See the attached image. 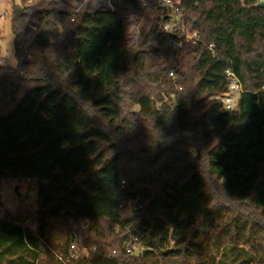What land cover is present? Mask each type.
Segmentation results:
<instances>
[{
  "label": "trees",
  "instance_id": "trees-1",
  "mask_svg": "<svg viewBox=\"0 0 264 264\" xmlns=\"http://www.w3.org/2000/svg\"><path fill=\"white\" fill-rule=\"evenodd\" d=\"M259 1L182 0L179 26L201 41L181 46L153 0L12 4L0 212L3 182L36 179L38 198L31 215L0 216V264H264ZM151 10L133 45L126 14ZM227 69L243 87L237 110L217 98Z\"/></svg>",
  "mask_w": 264,
  "mask_h": 264
},
{
  "label": "rangeland",
  "instance_id": "rangeland-1",
  "mask_svg": "<svg viewBox=\"0 0 264 264\" xmlns=\"http://www.w3.org/2000/svg\"><path fill=\"white\" fill-rule=\"evenodd\" d=\"M39 0H29V4H35ZM61 7H75L77 9L98 7H113L114 0H58ZM20 3V0H0V62H8L16 65L17 60L13 46V34L11 30V8L12 4ZM227 3L235 4L238 0H226ZM213 4H219L220 0H212ZM156 12L154 10L147 12H133L126 14V19L129 28V37L133 45L139 43L144 35L148 32L153 24ZM29 32V42L31 48L35 50L33 38V30ZM154 46V44H152ZM179 135H174L165 140V144L171 143L178 138ZM38 180L36 179H20L15 181L3 182L1 195L3 199V207L1 208L0 216L13 215L19 212L22 208L23 213L31 215L35 212L37 206ZM221 200V199H220ZM34 229L36 224L32 219H27L26 224Z\"/></svg>",
  "mask_w": 264,
  "mask_h": 264
},
{
  "label": "built area",
  "instance_id": "built-area-1",
  "mask_svg": "<svg viewBox=\"0 0 264 264\" xmlns=\"http://www.w3.org/2000/svg\"><path fill=\"white\" fill-rule=\"evenodd\" d=\"M161 11L163 21L161 28L165 31H171L175 34H180V39L175 43L176 46H181L183 42L190 41L194 44H198L201 41V36L198 31L184 30L179 26L180 22V4L182 0H153ZM264 1V0H260ZM210 48L213 49L214 45L210 44ZM227 76L229 77L228 90L222 94L217 95V98L222 100L224 107L228 110H237L239 107L240 94L243 91V87L232 69H227ZM174 75L173 72L170 73ZM137 240V239H135ZM138 245L135 242L131 247L128 248L129 252L138 249Z\"/></svg>",
  "mask_w": 264,
  "mask_h": 264
},
{
  "label": "water",
  "instance_id": "water-1",
  "mask_svg": "<svg viewBox=\"0 0 264 264\" xmlns=\"http://www.w3.org/2000/svg\"><path fill=\"white\" fill-rule=\"evenodd\" d=\"M257 6L264 7V1H259V2L257 3ZM172 249H173V248H169V249L165 250L164 253H165V254H168L169 252L172 251Z\"/></svg>",
  "mask_w": 264,
  "mask_h": 264
}]
</instances>
